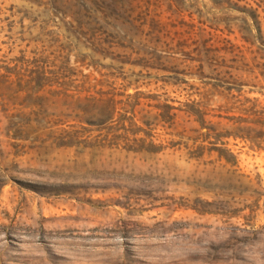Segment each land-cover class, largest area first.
Wrapping results in <instances>:
<instances>
[{
    "label": "rangeland",
    "instance_id": "rangeland-1",
    "mask_svg": "<svg viewBox=\"0 0 264 264\" xmlns=\"http://www.w3.org/2000/svg\"><path fill=\"white\" fill-rule=\"evenodd\" d=\"M0 264H264V0H0Z\"/></svg>",
    "mask_w": 264,
    "mask_h": 264
},
{
    "label": "trees",
    "instance_id": "trees-1",
    "mask_svg": "<svg viewBox=\"0 0 264 264\" xmlns=\"http://www.w3.org/2000/svg\"><path fill=\"white\" fill-rule=\"evenodd\" d=\"M189 114H190V116L195 117L196 121H198V122H202V119L204 117V114L202 112H200L199 108H196L195 110H193ZM254 115L255 116L256 115H261V113L254 114ZM262 116H263V114H262ZM206 140H207V138H203L201 141L204 142ZM192 141H193V144H195L198 141V138L197 139H193ZM150 144L154 148H157V151H162L164 149L161 145H154L152 142ZM190 148H192V147H190ZM212 152L217 153L218 160L224 159L225 163L230 164L231 166H236L237 165L235 157L228 150L219 149V148L214 147V146L209 148V149H207V150H205L204 146L198 145L192 152H188V155L190 157H194L196 159H199V158L204 156V153H207L208 155H211ZM223 153L224 154L225 153L228 154L229 158L223 156Z\"/></svg>",
    "mask_w": 264,
    "mask_h": 264
}]
</instances>
